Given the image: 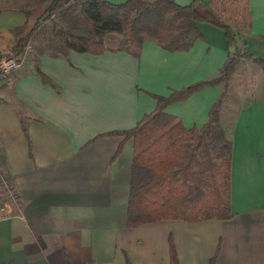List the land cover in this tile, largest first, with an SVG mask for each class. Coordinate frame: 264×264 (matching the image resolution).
Masks as SVG:
<instances>
[{"label":"crops","instance_id":"1","mask_svg":"<svg viewBox=\"0 0 264 264\" xmlns=\"http://www.w3.org/2000/svg\"><path fill=\"white\" fill-rule=\"evenodd\" d=\"M207 2L196 9L212 18ZM247 4L250 24L235 47L264 59V0ZM0 17L13 26L29 19L23 12ZM196 26L203 39L189 50L146 40L138 56L110 47L53 53L33 35L31 56L25 61V51L0 85V144L19 196L16 211L0 215V264H169V238L179 264H209L213 257L214 264H264V71L252 60L237 63L251 61L254 67L242 71L253 77L251 85L228 82L240 100L235 108L227 93L219 117L231 142V218L126 226L133 147L112 132L133 128L154 110L152 94L168 96L219 74L233 48L220 27ZM222 91V84L204 86L165 112L200 128Z\"/></svg>","mask_w":264,"mask_h":264},{"label":"trees","instance_id":"2","mask_svg":"<svg viewBox=\"0 0 264 264\" xmlns=\"http://www.w3.org/2000/svg\"><path fill=\"white\" fill-rule=\"evenodd\" d=\"M48 1L44 11L48 18L57 14L58 19L51 21L50 36L44 39L48 41L43 49L53 53L66 54L69 50L103 53L109 50L105 41L109 33L125 36L123 49L135 56L146 40L155 41L167 51H187L196 40L203 39L196 22H207L224 30L227 45L233 52L217 76L173 90L168 96L152 94L157 102L154 110L133 128L112 133L123 135L124 140L130 139L133 147L127 227L162 220L195 223L230 219L231 142L219 121L224 91L239 60L250 59L264 71V59L235 47L240 27L250 24L247 0L246 13L225 22L199 13L196 4L200 0L188 5H179L174 0H126L118 4L106 0ZM40 24L36 20L28 30L26 22L17 27L12 48L17 61L34 34L46 37L41 35L45 32L43 28L37 32ZM37 73L46 80L39 70ZM217 84H222L223 91L200 128H186L175 116L165 112L170 103L184 100L204 86ZM22 131L30 155L31 144L24 126ZM1 158L5 162L4 153ZM4 178L9 188L15 190L11 175L3 176L0 171V181ZM15 197L19 198L17 192ZM169 264H179L171 238ZM209 264H214V257Z\"/></svg>","mask_w":264,"mask_h":264},{"label":"rangeland","instance_id":"3","mask_svg":"<svg viewBox=\"0 0 264 264\" xmlns=\"http://www.w3.org/2000/svg\"><path fill=\"white\" fill-rule=\"evenodd\" d=\"M48 4V0H0V16L1 14L5 13L10 14L15 12H23L29 18L25 26V29L28 30L30 27L33 26V21L35 17L39 14V18H37L36 20H39L41 24L37 32H39L41 28H43L45 32H42L41 35L44 34L46 35V37H44V35L43 37L48 38V36H50L51 21L54 19H58L57 14L51 15L48 18V14L44 11ZM205 7L211 12L212 18L225 22L229 19H239L242 13H246V0H209V2L206 3ZM17 27L20 26H13L8 22V20H5L4 18L0 17V56L3 54L12 53V48L16 39L15 32ZM246 28L241 26L240 31H243ZM125 39V36L117 33H109L105 36L106 45L110 48L115 49L126 47V43L124 42ZM45 41H48V39H46ZM44 44L46 45L47 42H45ZM28 45L31 46L34 44L31 41L27 44V46ZM27 46L25 48V51H29V55L26 56L27 59L25 58V61H27L28 58L31 56V48H28ZM251 67H254L251 64V61L245 65H237L234 74H230V76L232 77L229 76L230 79L228 78V82L232 86L231 88H233L235 84H243L244 86H246V88L251 85L253 77L250 76V74L242 73L243 70L248 71L251 69ZM17 68H15L14 70H16ZM11 73L9 75H11ZM228 85L224 91V96H226V94L228 93L227 95L231 97V99L233 100L232 104H234L236 108L240 99L237 100V98L234 96L235 92H233V89L231 90L230 88H228ZM1 156H3V151L0 144V171L2 172L3 176H7L8 171L6 169L5 162H3ZM5 179L6 178L0 181V210L2 209L1 214L14 212L19 206V198L15 197L16 190H14L13 188H9Z\"/></svg>","mask_w":264,"mask_h":264},{"label":"built area","instance_id":"4","mask_svg":"<svg viewBox=\"0 0 264 264\" xmlns=\"http://www.w3.org/2000/svg\"><path fill=\"white\" fill-rule=\"evenodd\" d=\"M19 66V61L15 59L12 53L0 56V85L8 75ZM2 209L0 210V214Z\"/></svg>","mask_w":264,"mask_h":264}]
</instances>
